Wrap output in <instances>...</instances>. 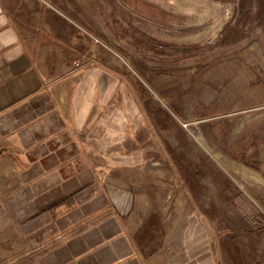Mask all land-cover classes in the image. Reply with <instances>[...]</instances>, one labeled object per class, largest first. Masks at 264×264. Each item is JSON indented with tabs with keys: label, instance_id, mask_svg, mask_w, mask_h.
<instances>
[{
	"label": "rangeland",
	"instance_id": "1",
	"mask_svg": "<svg viewBox=\"0 0 264 264\" xmlns=\"http://www.w3.org/2000/svg\"><path fill=\"white\" fill-rule=\"evenodd\" d=\"M42 1L70 21L63 38L75 56L76 98L83 95L72 117L94 174L105 168L132 180L146 198L149 224L171 229L173 246L185 241L177 231H192L191 242L200 230V247L210 248L215 264H264V25L256 6ZM234 57L243 61L239 77L251 72L252 79L226 88L237 110L209 114L218 94L211 71ZM253 101L259 104L251 107ZM244 167L262 178L244 176ZM57 180L42 183L46 231L66 218L44 244L68 229L69 214L79 221L100 208L90 191L58 189Z\"/></svg>",
	"mask_w": 264,
	"mask_h": 264
},
{
	"label": "crops",
	"instance_id": "2",
	"mask_svg": "<svg viewBox=\"0 0 264 264\" xmlns=\"http://www.w3.org/2000/svg\"><path fill=\"white\" fill-rule=\"evenodd\" d=\"M62 18L42 0H0V264L10 257L16 264H215L210 248L200 247V230L191 242L192 231H177L185 241L173 246L171 229L149 224L146 198L132 180L105 168L100 175L91 170V154L72 117L75 100L81 103L83 95L76 98L75 56L63 38L70 21ZM234 58L223 63L224 71H211L218 94L209 114L237 110L236 95L226 88L252 79L251 72L239 77L243 61ZM50 177L58 178V189L90 191L100 208L79 221L69 214L68 229L44 244L66 218L58 216L53 231H46L40 209L42 183Z\"/></svg>",
	"mask_w": 264,
	"mask_h": 264
},
{
	"label": "trees",
	"instance_id": "3",
	"mask_svg": "<svg viewBox=\"0 0 264 264\" xmlns=\"http://www.w3.org/2000/svg\"><path fill=\"white\" fill-rule=\"evenodd\" d=\"M239 5L242 10L245 8L250 10L255 5L258 11V24L264 25V0H240ZM245 13L247 14V12Z\"/></svg>",
	"mask_w": 264,
	"mask_h": 264
},
{
	"label": "bare ground",
	"instance_id": "4",
	"mask_svg": "<svg viewBox=\"0 0 264 264\" xmlns=\"http://www.w3.org/2000/svg\"><path fill=\"white\" fill-rule=\"evenodd\" d=\"M210 150H211V148H210ZM234 170L238 173L239 172V170L237 169V168H234ZM241 174H243L244 176H247V175H251V176H254V178L256 177L257 179H261V177H260V175L259 174H257V173H255V172H253V171H251V170H248L247 168H243V170H242V173Z\"/></svg>",
	"mask_w": 264,
	"mask_h": 264
},
{
	"label": "water",
	"instance_id": "5",
	"mask_svg": "<svg viewBox=\"0 0 264 264\" xmlns=\"http://www.w3.org/2000/svg\"><path fill=\"white\" fill-rule=\"evenodd\" d=\"M2 153H3V152L0 150V156L2 155Z\"/></svg>",
	"mask_w": 264,
	"mask_h": 264
}]
</instances>
